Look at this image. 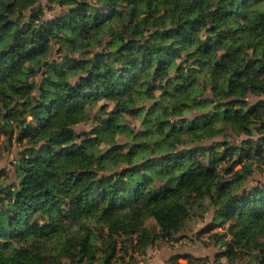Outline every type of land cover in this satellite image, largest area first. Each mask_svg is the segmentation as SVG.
I'll list each match as a JSON object with an SVG mask.
<instances>
[{
    "label": "trees",
    "instance_id": "trees-1",
    "mask_svg": "<svg viewBox=\"0 0 264 264\" xmlns=\"http://www.w3.org/2000/svg\"><path fill=\"white\" fill-rule=\"evenodd\" d=\"M251 94L264 0H0V136L22 145L16 181L0 170V264H137L211 206L217 256L264 264V181L241 189L264 161Z\"/></svg>",
    "mask_w": 264,
    "mask_h": 264
},
{
    "label": "rangeland",
    "instance_id": "rangeland-1",
    "mask_svg": "<svg viewBox=\"0 0 264 264\" xmlns=\"http://www.w3.org/2000/svg\"><path fill=\"white\" fill-rule=\"evenodd\" d=\"M259 99H264V94L260 96L251 94L248 97L249 102H253ZM102 102L104 101L98 102L94 107L91 108L89 119L80 122L75 126V129L78 132L87 131L96 123L99 106ZM109 107L110 106H108V108ZM125 122L132 127H135L137 129L140 128V120L137 118L127 115V119L125 120ZM249 128L252 130V135L249 136L251 138H256L259 136V134L264 133V131H255L254 129H256L257 127L253 125H250ZM226 134V141L229 144H241L242 140L248 137V135L244 133L236 134L230 129L226 131ZM221 139L222 135H217L214 138L215 141ZM125 140H127V138L124 135H119V142H125ZM0 144L3 146L0 150V170L6 172L7 177L4 179H6L7 183H11L13 181H16L14 163L18 158V154L22 149V145L14 141L12 144H8L6 143V141H3V136H0ZM106 149L107 147H104L102 151H106ZM219 149H223V146H220ZM250 161L252 164V173L247 176L246 180L242 184L241 189L252 187L259 182L264 181V161L262 158V153H252ZM239 166L240 165H237L236 168H239ZM204 202H207L206 199L204 200ZM213 212L214 207L212 206L205 212L200 211L198 215H195L191 220L188 221L186 230H182L181 232L175 234L172 239L156 240L154 244L147 247L145 251L134 252L137 264H175L176 262L185 263L186 255L200 257V261L198 264H232L227 261L226 257L217 256L218 245L214 240H210L208 235L211 232L204 231V228L212 219ZM152 222L153 221L148 220L147 224H152ZM227 222L228 220L226 221V223ZM213 231L222 232V226L214 228ZM130 253L131 249H128L127 254L124 253V250L120 249L119 251V254H121L123 256L122 258H124L125 260L129 259ZM247 254L250 255L251 253L247 252ZM237 263L249 264V262L245 261L243 258L237 260Z\"/></svg>",
    "mask_w": 264,
    "mask_h": 264
}]
</instances>
